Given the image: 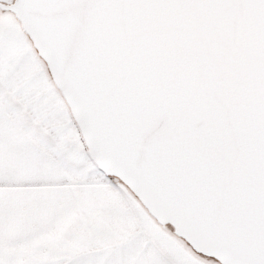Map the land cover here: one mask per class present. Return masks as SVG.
Returning a JSON list of instances; mask_svg holds the SVG:
<instances>
[{
	"label": "snow or ice",
	"instance_id": "1",
	"mask_svg": "<svg viewBox=\"0 0 264 264\" xmlns=\"http://www.w3.org/2000/svg\"><path fill=\"white\" fill-rule=\"evenodd\" d=\"M0 264H264V0H0Z\"/></svg>",
	"mask_w": 264,
	"mask_h": 264
}]
</instances>
